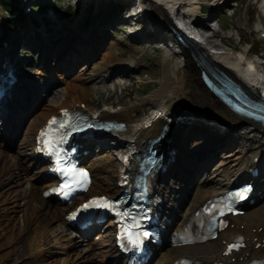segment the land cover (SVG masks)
I'll return each instance as SVG.
<instances>
[{"label": "bare ground", "instance_id": "bare-ground-1", "mask_svg": "<svg viewBox=\"0 0 264 264\" xmlns=\"http://www.w3.org/2000/svg\"><path fill=\"white\" fill-rule=\"evenodd\" d=\"M88 1L90 0H86V3ZM115 1L118 0H100L96 4L104 7V2L107 5L109 2ZM134 1H120V4L116 5L117 11L114 12L116 15L105 22L100 23L98 18H94L96 22L92 23L93 25L89 28V35L84 30L82 23L83 36L77 33L80 28L74 25L58 40H54L58 38L57 36L50 40L47 38L49 29H47L48 26H45L46 21L38 19V23L41 25L40 29L43 30L42 36L39 37L42 38L38 40V43L33 41L34 43L31 44L35 48L34 52H38V54L37 57L32 54L26 61L23 60L22 62L27 64L23 68L16 64L17 59L13 53L20 38L9 34L4 24L0 23V51L4 50L6 58L15 64L13 71L16 69L19 80L28 78V75L25 74L33 71L32 62H36L38 59L45 66L52 65L60 68L61 71L69 69L70 75L78 73L77 76L64 77L67 73L64 75L60 72L59 77H64V81L70 82L69 79H74L75 82L73 84L66 83L65 88H57V90L56 87L54 90L46 88L47 85H50L52 76L45 77L49 80L42 85L45 87L42 91H48L45 96L40 97L38 102L43 99L48 100L55 91H57L56 98L48 100L47 104L41 105L39 110L36 109L38 105L33 104L32 97L36 88L40 89V82L35 86L31 85L32 88H28L30 83L28 80L27 84L23 85L26 87L25 90L22 89L23 91L17 93V96L11 97L9 117H13L12 120H15L14 118L20 114V116H24V119H28V122L25 128L19 130L15 136L11 131L13 129L7 128L11 122L10 118L5 120L7 122L4 129L0 128V133L3 135L0 138V187L5 186L0 191V230L2 232L0 264L22 263L25 256L31 261H36L37 258L40 260L42 257L36 255H42L46 244H51L56 250H64L66 246L77 247L81 244L83 238L79 240L73 235L74 232L68 234L65 231L67 229L64 220L66 206L53 204L51 199L42 194L46 180H40L43 178V166L36 164L38 160L32 152V139L36 128L41 126L48 115L56 112L58 107H80L81 103L83 105L81 108L89 112L86 94L92 89L87 83L91 76L96 77L99 74L106 77L113 71L125 70L129 61L117 59L116 50L111 49V45H108L101 61L96 62L93 67L94 63L91 59L101 48L107 46L103 42L107 37V34L103 37L104 29L100 32L96 29L106 24H114L116 20L128 23V20L134 17L132 13V2ZM220 1L217 0L213 7L217 8ZM222 1L228 2V0ZM137 2L142 7L139 13L145 15L144 22L150 25V29H143L141 32L133 31L132 38L137 42L139 39H143L150 43L155 40H158V43L168 40L169 46H171V48H165L162 51L159 77H155L156 88L149 94L152 102L142 100L115 111L104 108V110H98L93 114L99 118L123 120L124 125L121 129L116 130L117 136L124 139L131 148L134 145L139 146L142 139L150 136L155 137L159 134L163 123L167 124L165 135L166 133L168 135L171 133L172 136L178 134V138L173 139L172 137L171 140V144L177 146H174L176 148L174 161L168 164L158 180V187L162 189L161 192L167 207L178 201L174 196L175 192L182 195L175 204L176 206H172L175 211L174 223L177 227L205 198L220 192L237 174L245 175L247 168L258 163L264 166V126L232 112L223 101H220L212 91L207 89L200 78L199 67L201 64H196V59L192 57L189 49H192L197 57L204 58L208 64L223 69L238 82L240 89H245L255 97L263 98L264 75L263 72L256 71L255 61L236 46L233 45L236 50L232 49L234 50L232 51L226 50L220 43H213L209 36L205 38V41L204 38L198 37L199 34L195 30V26L189 22L185 23L184 18H182V22L178 18L179 24L172 23L170 13L172 15V13L186 9L195 13L196 23L205 26L197 14L199 2L196 0H137ZM139 22L140 20L137 23ZM173 26L180 30L182 41L170 38ZM27 29L35 31L29 24ZM34 36H37L36 31ZM192 36L198 38L194 45ZM95 38L96 41H94ZM2 42L6 43L3 45ZM170 49L171 51H169ZM80 64L83 65L79 67ZM38 65L39 71H41V65ZM15 92L16 89L11 94ZM61 95L64 96H62L64 99H57ZM148 104L152 105L148 106ZM196 114H201L200 117L198 116L199 119L197 117L198 125L187 122L188 116ZM12 137H15L17 142L13 143ZM99 145L101 147L103 142L100 141L96 144L97 147ZM12 147H16L14 152H10ZM104 151L108 152V150ZM125 151L122 149L121 153H125ZM255 157L258 159L255 160ZM88 163L91 174H94L92 170L100 174V169H102L105 176L104 182H101L95 178L94 174V181L92 176L89 191H96L100 187L108 192L118 189L116 180L119 178L121 165L116 169L115 174L114 169L108 166L110 165L109 161L102 157L96 156ZM247 213L232 216L228 227L219 231L215 239L180 246L162 245L157 250L152 262L171 264L174 258L185 255L193 260L190 264H215V261L220 259L225 260V264H241L252 256L263 255L264 199L251 206ZM55 221L56 224L53 223ZM238 234L245 236V247L238 252L225 255L223 252L226 243L223 241L228 242ZM104 236L99 234L100 239L97 242L93 237L90 239L91 242L88 240L89 243L86 247H81V249L89 251L98 248L97 252L100 254L98 258L90 256L88 252L82 254L79 251L76 252V257H79L81 264L88 261L94 264H116L115 248L109 239L108 232H105ZM232 256H235V260L232 259ZM67 258H58L56 264L58 262H60L58 264H79V262L75 263L74 260L70 261ZM65 260H68V263Z\"/></svg>", "mask_w": 264, "mask_h": 264}, {"label": "rangeland", "instance_id": "rangeland-1", "mask_svg": "<svg viewBox=\"0 0 264 264\" xmlns=\"http://www.w3.org/2000/svg\"><path fill=\"white\" fill-rule=\"evenodd\" d=\"M22 1L24 2L22 5L24 13L28 14V16L30 17H32L33 15L36 16V14L38 15V10H36L32 15H31L32 12H27L29 10V7L32 5L31 0H22ZM46 1H49L51 2L50 4L55 5V6H51L53 10L51 11V13H50V10L45 12L46 13L45 15L47 17L48 15L52 17V18L49 17L50 19H48L49 25L47 29H49V32L47 34V38L51 40L52 38L57 36L58 38L54 39L55 41L58 40L61 36H63L65 33H67V31L70 28H72L74 25H77L78 28H80V31L77 32L78 34L80 33L83 36L84 34H83L82 29L84 28L86 33L89 35V28H91V26L93 25L92 23L96 22L94 18H97L99 15H101V13H103L102 12L103 8H106L107 11L110 13L112 12L109 16V18L111 19L116 15L114 12L117 11V9L115 8L116 5L109 6V5H106V2H104L105 4L104 7L103 5H100V6L96 5L95 7L96 9L94 8L89 9V7L86 6V10L83 9L82 13H80V9L84 2L83 0H79L77 2H74L76 0H69V1L68 0H46ZM98 1L100 0H90L89 2L98 3ZM201 1L204 5L203 11L205 12L204 16H206L205 22L208 23V21L211 18H213V15L211 14H215V13H210L211 11H209L207 7L210 2H213L214 4H216L217 0H201ZM40 2L41 0H35L34 5L39 4ZM263 3H264V0H228V2L225 3L226 5L224 6H227L225 8H228V10L232 11L233 13L222 17L223 25L219 28L216 26L215 27L216 31L214 32L215 34L210 37L211 40H213V43H220L222 47L225 48L226 50H232V49L236 50L237 48L245 52V54H247V56L251 60L255 61L256 71H258L259 73L264 72V37L262 36L261 34L262 32L259 29L261 24L264 25V16L262 14V10L260 9V7L263 6ZM222 12L223 10L221 9L219 11V14H222ZM26 14L23 19L20 16L14 19H11V18H8V15L4 11V9L0 7V23L5 24L6 29L8 30L9 34H14L20 38V42L15 45V50L13 52L15 59H17L16 64L20 66V68H23V66L25 65L20 64L22 63V61L19 60V57L23 58V60L26 61L32 54L35 55L36 57L38 54V52H34L35 50H31L32 49L31 44L34 43L32 38H33V35L35 34V31L38 32V29H36L35 26H34L35 31L27 29L28 25L24 24ZM135 16L136 15L134 14V17L129 19L128 23L125 21L126 25H122L124 29H126L127 31L128 30L135 31L136 29H139L140 27L144 29V27L146 26L145 23L143 22L137 23L139 19H136ZM107 18L108 17L106 15V18L104 20H107ZM82 23H83V28H82ZM117 25H118V20L114 21V24H111V25L106 24L105 26H101L100 28L96 29L98 30V32L104 29L103 31L110 32V34H108L110 36L105 42L107 46L103 47L104 49L101 48V50L94 57L96 59L94 58L91 59L92 63H94L92 64V67L95 65L96 62L101 61V59L104 56L103 54L106 53V49L108 45H111V49L116 50L115 53L117 55V59H120L122 61H125V60L129 61L126 67L131 66V69H129L128 70L129 72L126 73V77L122 76L124 83L115 84L113 83L111 79L107 80L106 82L105 81L100 82L98 80L102 76L99 74L96 75V77L91 76L92 78L90 77L91 79H88L87 83L92 87L91 91L89 90L91 93L88 91V93L86 94L87 95L86 100L89 106L88 111L90 113H94V112L97 113L98 110H104V108L115 111V110L124 108L127 105H130L133 103H139L142 100H147L148 102H152V100L149 98V94L152 93V91L156 88L155 85L157 83L155 81V77H159V69L161 65L160 64L161 54H162L163 49L166 48L164 46L165 42L162 41L158 43V40H155V41H151L150 43L148 42V40H143V39H139V41L137 42L136 40L132 38V35H130L128 38L124 37V33L118 30ZM45 26L47 27L46 24ZM140 30L141 29H139V31ZM113 31H115V35H113ZM40 33H43L42 29L40 30ZM156 35H159V34H156ZM39 36H42V34H39ZM222 37L224 39H221ZM27 38H30L31 40L26 41ZM36 41L38 43V37L36 38ZM94 41H96V38ZM13 43L15 42L13 41ZM233 45L236 46V48ZM19 46H21L20 53H19ZM255 51H256V54L254 53ZM39 63H40L39 59L36 60V62L35 61L32 62L33 71L31 73L25 74V75L30 74L29 76L31 77V80L34 83L42 81L43 82L42 85L46 84V81H48L49 79L45 77L50 76V75L52 76V78L56 79L57 81L56 90L57 88H65L67 85L66 83L73 84V82H75L74 79L73 80L69 79L70 82L64 81L63 80L64 77L62 78L59 77V74H60L59 68L53 67L52 65L50 66L47 65L45 66L46 67L45 69H42L41 71H39L40 70V68H38ZM82 65L83 64H80L79 67ZM51 69L53 70V72ZM77 75L78 73L73 74L70 77L77 76ZM51 88H53L54 90V86H51ZM56 92L57 91H55L54 95L52 94V96L48 98L49 101L52 100L53 98L54 99L56 98L55 97ZM62 96L63 95L58 96L57 99L63 100L64 96L63 97ZM48 100H44V99L41 100L38 106H36V109L38 108L39 110L41 105L43 104L46 105ZM149 105H152V104H148V106ZM198 116L200 117L201 114L189 116L192 119H188L187 122H190V124L192 125H198L199 124V122H197V120L199 119ZM27 122H28V119L25 125L23 124L21 126V129L25 128ZM12 142L15 143L17 141L16 139H14ZM15 149L16 147H12L10 152H14ZM109 151L108 152L103 151L101 155L97 157H102L104 160L109 161L110 165L108 166L110 168L112 167L114 169V173L116 174L117 172L116 169H118L119 164H120L119 154L121 153V151L118 150V148L113 149L111 147ZM98 166L96 167L97 169H98ZM93 172L95 174V178H97L98 180H101V182H104L103 179L105 176H104V172L102 169H100V174L99 172L96 173L95 170ZM93 181H94V177H93ZM4 187L5 186L0 187V191H2ZM102 189L103 188L100 187L96 191L101 192L100 190ZM104 190L105 189H103V191ZM53 204H57V203L53 202ZM53 223L56 224L57 222L55 221ZM70 229L71 228L68 226V228L65 231L69 234ZM1 233L2 232L0 230V237H2ZM89 241L91 242V240ZM89 241L88 242L85 241L86 243L82 241L84 242V244L81 243L77 245V247L66 246L64 250H61V249L56 250V248L54 246L52 247L51 244L50 245L46 244L44 246L45 247L43 250L44 252L42 251L44 253V254L42 253L43 256L41 254L36 255L38 257H42L43 258V259L41 258L42 260L41 259L39 260V258H37L38 260L36 259V261L35 260L31 261V259L25 256L24 262L18 263V264H47V262H49L48 264H56L58 258L66 259L67 257H68L67 258L68 260L70 261L74 260L73 262L75 263L79 262V264H81L79 257H76L77 256L76 252L78 251L80 252V254L88 252V254H90V256H93L94 258L95 257L98 258L100 255L97 252L99 250L98 248L97 250L95 249L94 251L93 250L92 251L83 250V248L81 249V247H86ZM68 260H65L66 263H68ZM83 264H94V263H91L88 261V262H84Z\"/></svg>", "mask_w": 264, "mask_h": 264}, {"label": "snow or ice", "instance_id": "snow-or-ice-1", "mask_svg": "<svg viewBox=\"0 0 264 264\" xmlns=\"http://www.w3.org/2000/svg\"><path fill=\"white\" fill-rule=\"evenodd\" d=\"M65 116H67V112L64 113ZM56 118H53L50 122H49V129L47 131H45L44 133H42V136L45 138L44 139V143L48 146H51L54 143V130L52 129V125L56 124ZM61 128L65 127L66 124L64 122L60 123L59 125ZM62 171H65L64 169H61ZM65 174H75L74 169H67L65 171ZM81 178H86L87 173L85 172H81L78 174ZM65 187H69V185H65ZM95 203L96 206H103V207H109L107 202H93ZM90 205H85V207H88ZM144 235H147V233H144ZM232 247H235V245L230 246V250Z\"/></svg>", "mask_w": 264, "mask_h": 264}, {"label": "trees", "instance_id": "trees-1", "mask_svg": "<svg viewBox=\"0 0 264 264\" xmlns=\"http://www.w3.org/2000/svg\"><path fill=\"white\" fill-rule=\"evenodd\" d=\"M0 7L7 13L8 18L14 19L16 16L21 17L23 15V11L18 5V0H0Z\"/></svg>", "mask_w": 264, "mask_h": 264}, {"label": "water", "instance_id": "water-1", "mask_svg": "<svg viewBox=\"0 0 264 264\" xmlns=\"http://www.w3.org/2000/svg\"><path fill=\"white\" fill-rule=\"evenodd\" d=\"M179 35H181V32H179ZM181 37H182V35H181Z\"/></svg>", "mask_w": 264, "mask_h": 264}]
</instances>
